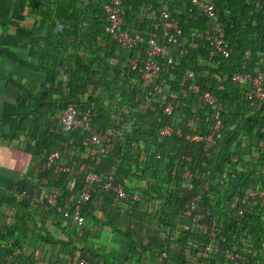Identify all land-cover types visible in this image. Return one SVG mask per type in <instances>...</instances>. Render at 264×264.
<instances>
[{"label":"trees","instance_id":"trees-1","mask_svg":"<svg viewBox=\"0 0 264 264\" xmlns=\"http://www.w3.org/2000/svg\"><path fill=\"white\" fill-rule=\"evenodd\" d=\"M212 1L228 56L212 44V22L193 0L123 1L122 28L168 49L147 100L131 61L141 66L151 46L120 48L105 29L110 0H0L1 26L37 16L32 28L0 35V54L44 75L4 76L20 90L2 113L5 139L31 153L34 166L3 197L14 223L0 226V264H59L67 255L71 264H264V100L247 96L251 80L234 79L264 77V0ZM162 4L166 22L182 29L177 43L150 11ZM17 44L29 49L27 59L9 48ZM70 106L94 112L90 124L111 138L108 154L86 130L61 129ZM54 151L58 162L45 168ZM83 165L100 180L90 184L81 229L74 213L87 183ZM107 182L140 199L117 201Z\"/></svg>","mask_w":264,"mask_h":264},{"label":"built area","instance_id":"built-area-1","mask_svg":"<svg viewBox=\"0 0 264 264\" xmlns=\"http://www.w3.org/2000/svg\"><path fill=\"white\" fill-rule=\"evenodd\" d=\"M123 1L124 0H110V2L106 5L105 12L107 18V25L105 29L106 32H108L109 34L115 37V40L119 44L120 48L123 50L133 49L136 47L138 43H141L143 41H146L151 46V48L147 51L146 56L144 58V62L141 66L138 58H135L131 61L133 68L139 69L141 73L142 82H143L142 85L145 91L147 92L146 99L150 100L152 94L150 88H152V85L154 84L156 75L161 71V66L157 58L161 55L167 54L168 49L167 46L165 45H159L157 40L152 34H148L145 36L140 33H131L128 30L122 28V25L125 21L124 17L126 14V10L123 7ZM193 2L201 7L204 15L212 22V28H211L212 44L223 56H228L229 44L222 36V32H223L222 25L216 20L217 8L214 2L212 0H193ZM150 11L154 17L159 15V19L162 20L160 25L165 28L164 37L167 39V41L169 43H177L179 37L182 35V29L177 22H173V21L166 22V19L168 18L167 6L165 4H162L160 11L158 13L151 5ZM156 26H159V23H157ZM234 79L238 81L241 79L251 80L252 90L247 93V96L251 99L264 100V77L262 74H259L255 77H252L251 75L248 74L245 75L238 74L234 77ZM191 89L194 92H198L200 87L198 84H195L191 87ZM156 90L157 92H160V88L157 87ZM205 98L210 103L216 100V98L212 96L209 92L205 93ZM166 110L167 112L170 113L172 110V106L168 105L166 107ZM93 117H94V112L91 111V109H87L85 111H79L75 107L70 106L62 111L59 120V125L63 131H67V132L74 129L86 130L88 132V140L98 147L100 153L108 154L112 149L111 138L105 133L97 130L90 124ZM220 123L221 121H218L216 128L217 130L220 126ZM171 131H172L171 127H166L163 133L168 135L170 134ZM213 137L214 135L210 134L208 136V140L212 141ZM190 139L200 140L198 136L190 137ZM59 158H60L59 151L51 152L45 161L44 167L45 168L53 167L54 165H56ZM81 168L87 171L86 174L87 183L78 198L74 217L77 221L78 226L81 227L82 229L85 222V218L81 212L83 209V205L86 202H88L89 199L91 198L90 184L99 181L100 177L95 172L94 170L95 168L93 165H83ZM64 169L71 171L69 167H64ZM263 174H264V168H263ZM106 187L114 191L115 198L117 201L128 200V199H134V200L140 199V196L138 194L132 195L126 193L120 185H113L112 182H107ZM58 194H60V192L52 193L50 195V198H54ZM256 194H257L256 191H252L253 196H255ZM37 200L40 201V199L38 198ZM194 201L195 199L192 201V204L194 203ZM215 236H216V232L212 231V238H214ZM71 263H72V257L71 255H67L66 262L59 264H71ZM79 264H90V262L86 259H81L79 261Z\"/></svg>","mask_w":264,"mask_h":264},{"label":"crops","instance_id":"crops-1","mask_svg":"<svg viewBox=\"0 0 264 264\" xmlns=\"http://www.w3.org/2000/svg\"><path fill=\"white\" fill-rule=\"evenodd\" d=\"M18 15L20 18L24 17L22 11H19ZM36 20V14H31L25 20L16 19L15 23L17 26L14 24H8V26L0 25V35L2 34L5 36L9 31H15L18 27L32 28ZM9 48L25 59L29 56V49L23 44L11 45ZM10 66L14 67L16 70L21 69L23 71V74L27 77L26 80L23 79L24 82L44 79L43 74L29 71L9 56L0 54V75L2 76L0 77V91L3 92L2 95H0V226L2 227L14 223L13 213L11 214L8 212V207L3 202L4 195L15 190L16 187L14 183L22 179L24 174L30 171L34 166L31 153L23 149L17 143L5 139L8 128H6L2 122V113L7 104H15L20 96L18 87L4 78V76L8 75H14V77H16L13 70L10 69ZM90 264L92 263L90 262Z\"/></svg>","mask_w":264,"mask_h":264},{"label":"rangeland","instance_id":"rangeland-1","mask_svg":"<svg viewBox=\"0 0 264 264\" xmlns=\"http://www.w3.org/2000/svg\"><path fill=\"white\" fill-rule=\"evenodd\" d=\"M10 69L11 70H13V72H14V74L16 75V77L18 78V79H20V80H22L23 81V79L24 80H26V75L25 74H23V71L21 70V69H14V67H11L10 66ZM0 77H2L1 75H0ZM24 82V81H23ZM2 91H0V95H2Z\"/></svg>","mask_w":264,"mask_h":264}]
</instances>
